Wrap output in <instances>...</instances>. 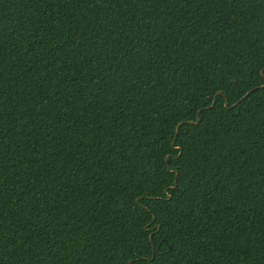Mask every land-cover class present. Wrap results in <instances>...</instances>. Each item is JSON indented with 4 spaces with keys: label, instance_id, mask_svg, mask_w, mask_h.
<instances>
[{
    "label": "trees",
    "instance_id": "16d2710c",
    "mask_svg": "<svg viewBox=\"0 0 264 264\" xmlns=\"http://www.w3.org/2000/svg\"><path fill=\"white\" fill-rule=\"evenodd\" d=\"M262 77L264 0H0V264H264Z\"/></svg>",
    "mask_w": 264,
    "mask_h": 264
},
{
    "label": "snow or ice",
    "instance_id": "6c2138e0",
    "mask_svg": "<svg viewBox=\"0 0 264 264\" xmlns=\"http://www.w3.org/2000/svg\"><path fill=\"white\" fill-rule=\"evenodd\" d=\"M261 79H264V77H262ZM245 86L248 87L249 89V93H251L255 88L260 87L259 85H256L254 81L251 80H246V81H234L233 82V86ZM221 91H223V89H221ZM216 103L219 102L218 98L215 101ZM205 106L209 109H211L212 107L215 106L214 102H213V98L212 97H208L205 100ZM192 110H190L188 113H185L184 118H179L178 114L173 116V119H179V123L176 126V130L173 133V142L170 145V147L174 150L175 156L172 155V153H169L167 157H165V160H172L174 158H180L182 159L184 156V151H185V146L184 144L180 141V137L185 135L184 132H181L180 129L184 127L185 122H187L188 120H190L191 122L195 123L198 119H200L197 116H192ZM261 119H264V115L261 116ZM160 137H157L156 140L154 141V143H160ZM164 145H161L160 149H157V153H159L160 151L163 150ZM145 165L147 166L148 170L150 172H155L158 169L157 168H153L152 167V161H145ZM163 165V161L161 162V166ZM170 171L175 172L176 169H172L171 166L169 165ZM145 183H147V181H145ZM167 185V181L164 182ZM182 181L180 180V178L178 176L174 177V182L170 185L167 186L166 190L161 191L160 185L158 184H149L148 187L143 191V195L149 198H153L155 197L156 202L160 205H164L167 206L171 200V196L173 194V191L175 189H178L181 187ZM179 194V193H177ZM147 203V202H146ZM151 209H146L145 210V219H147L148 214L150 213ZM155 223V220H148L147 224L145 226L146 228V232L145 234L148 236H152L153 238H155V234L151 231H147L148 228H150L153 224ZM141 241L143 240V236L140 237ZM157 243H159L161 246L165 243V241L163 239H160L159 241H157ZM140 247H142V244L140 245ZM141 258H142V254L139 253L138 251V255L134 258H131L128 254L127 251L122 250L121 253V264H124V262H129V264H141Z\"/></svg>",
    "mask_w": 264,
    "mask_h": 264
},
{
    "label": "water",
    "instance_id": "95a60500",
    "mask_svg": "<svg viewBox=\"0 0 264 264\" xmlns=\"http://www.w3.org/2000/svg\"><path fill=\"white\" fill-rule=\"evenodd\" d=\"M245 97H246V96H245ZM245 97H244V98H245ZM215 103H216V102H214V104H215ZM198 116H199V114H198ZM198 122H199V121H198ZM198 122H197V123H198Z\"/></svg>",
    "mask_w": 264,
    "mask_h": 264
}]
</instances>
